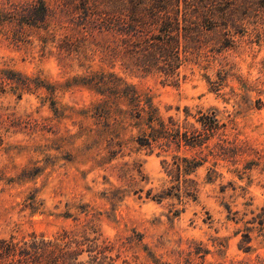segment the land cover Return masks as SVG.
I'll use <instances>...</instances> for the list:
<instances>
[{
    "label": "rangeland",
    "instance_id": "374dc122",
    "mask_svg": "<svg viewBox=\"0 0 264 264\" xmlns=\"http://www.w3.org/2000/svg\"><path fill=\"white\" fill-rule=\"evenodd\" d=\"M38 1L0 0V264H264L263 0L179 54Z\"/></svg>",
    "mask_w": 264,
    "mask_h": 264
},
{
    "label": "trees",
    "instance_id": "16d2710c",
    "mask_svg": "<svg viewBox=\"0 0 264 264\" xmlns=\"http://www.w3.org/2000/svg\"><path fill=\"white\" fill-rule=\"evenodd\" d=\"M123 8L116 9L115 0H84L83 14L85 22L93 21L98 26V30L111 32L115 28H120V22L126 25L125 34L136 39L133 45L134 54H165L167 48L173 54H179L181 40L187 41L193 34L201 33L206 28L214 31L219 28L228 29L234 25L237 9L246 7L247 3L241 4L239 0H121ZM224 3H227L224 5ZM264 3V0H263ZM41 13L38 21H44L48 15V9L43 0L37 2ZM101 7V8H100ZM119 12V13H118ZM172 12V15H171ZM147 26L156 27L157 34L151 38L144 39ZM143 28L145 34H142ZM121 31V29H120ZM151 32V31H150ZM230 38L231 35H226ZM142 40V41H141ZM158 62L154 56H148ZM168 67L172 69L164 70L165 77L178 81L177 69L182 65L184 59L178 56L167 58ZM175 63V66H173ZM135 106H139V97L134 94ZM137 107H135L137 109ZM154 112V111H153ZM6 245V250L12 255L19 253L16 246ZM30 249V250H29ZM37 249L35 244L21 250V256L31 258ZM32 250V251H31ZM42 255L33 257L32 264H41ZM67 259H69L67 257ZM71 260V259H69ZM17 264L22 262L17 261ZM71 264V263H70Z\"/></svg>",
    "mask_w": 264,
    "mask_h": 264
}]
</instances>
